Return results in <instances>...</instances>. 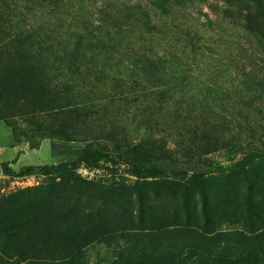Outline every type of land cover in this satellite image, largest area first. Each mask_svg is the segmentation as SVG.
Masks as SVG:
<instances>
[{"label": "rangeland", "instance_id": "obj_1", "mask_svg": "<svg viewBox=\"0 0 264 264\" xmlns=\"http://www.w3.org/2000/svg\"><path fill=\"white\" fill-rule=\"evenodd\" d=\"M134 4L149 8L157 26L152 38L156 51L175 61L165 65V77L156 85L145 82L140 71L127 64L135 28L118 35L116 29L111 31L117 23H128V9ZM101 23L111 36L106 29L100 30ZM32 26L59 37L52 49H31L38 58L34 67L42 75L31 77L28 67H20L21 87L41 90L49 79L57 85L60 97L67 93L66 85L69 91L62 98L66 107L61 114L34 113L30 103L15 100V80L6 84L0 79L5 94L0 107V162H8L13 171L72 162L71 157L52 155L50 139L43 140L39 149L31 147L37 135L63 125L74 131L72 136L77 139L70 144L75 148L92 142L86 141L90 132L91 137L99 138L95 144L112 148L103 138L110 139V132L118 136L120 130L135 141L160 138L170 150H177L180 143L200 144L191 141L188 128L219 136V148L203 157L212 172L198 181L170 175L138 178L111 154L95 165L82 163L77 174L91 184L80 189L78 196L69 191L61 195L65 188L58 185L60 179L44 172L12 177L0 167V204L28 189L31 192L23 197L52 194L48 184L54 180L57 192L52 197L61 195V201L56 200L62 203L56 210H65L70 204V211L90 231L98 232L82 250L85 264H117L131 255L137 257L140 248L146 250L149 245L150 234H160L162 249L173 246L178 250L184 241L165 237L163 232L175 231L186 220L202 224L204 209L211 217L213 234L226 235L246 224V200L252 209L264 213V50L222 15L220 2H196L164 16L153 8L152 0H58L50 5L43 0H0L1 29L17 32ZM94 31L106 36L110 56L99 54L101 46L78 41L79 36ZM2 51L0 75L8 69L18 70L16 62H11L14 49ZM63 51L72 56L60 59ZM140 83L150 89L147 98L137 92ZM163 90H169V96L161 103L157 96ZM23 104L25 109H19ZM233 144L242 148L231 151ZM242 168L246 174L240 177ZM227 239L221 237L219 242L223 245ZM219 242L199 244L200 248L197 244L190 252L200 260L196 264H208L211 248ZM11 252L0 234V264H9L11 257L16 260Z\"/></svg>", "mask_w": 264, "mask_h": 264}, {"label": "trees", "instance_id": "obj_2", "mask_svg": "<svg viewBox=\"0 0 264 264\" xmlns=\"http://www.w3.org/2000/svg\"><path fill=\"white\" fill-rule=\"evenodd\" d=\"M47 4H53L58 0H43ZM208 0H152L153 8L160 11L161 15H167L175 9H182L191 6L196 2H207ZM222 4V15L235 25L239 26L248 35L252 36L259 46L264 50V0H215ZM129 17L127 24L117 23V26L111 31L115 34L125 32L127 28L134 27V37L128 42L127 48H130L127 64L135 66L140 71V77L144 81L156 85L162 82L165 73L164 68L168 62H175L173 58L156 51L157 44H153L152 38L157 32V26L153 22L151 12L147 6L134 4L128 9ZM116 25V23H114ZM102 25V26H101ZM100 30L106 29L108 36L112 33L101 23ZM133 29V28H132ZM149 35V39L147 36ZM59 37L52 31L42 27H24L17 32H11L0 28V50L13 48V59L16 62V71L7 70L0 75V79L6 84L13 80L18 85L15 92L17 98L32 105L34 113L54 112L61 114L64 109L65 99L69 91L68 85L63 89L65 93L62 97L57 92L56 84L51 80H46L41 90L22 88L23 74H20V67H28V73L31 77L42 75V71L34 67L38 58L33 53L32 48L37 50L52 49L54 42ZM78 41L86 42L94 47L101 46L102 55H111L108 49V41L102 32H90L78 37ZM115 47V46H114ZM126 48V49H127ZM3 54V51L0 53ZM58 55L60 59H68L72 55L63 51ZM176 59L179 55L175 54ZM40 59V58H39ZM123 62L122 65H124ZM69 84V83H68ZM141 96L147 98L150 89L144 88L143 83L139 86ZM5 94L0 90V107L5 100ZM169 96V90H163L157 96V100L164 103ZM69 106H73L69 104ZM19 109H25L19 106ZM192 135L191 141H198L200 144L195 146L179 144L177 150H170L166 143L160 138H145L135 141L124 130H120L116 135L110 132V139L103 138L112 143V148L107 145H98L97 137L90 136L86 141H92L84 147L75 148L70 143L77 138L72 136L74 131L68 128L58 126L51 129L50 132H43L35 137L31 147L39 149L41 142L45 139L53 141L51 152L55 157L67 156L73 159L72 162L62 164L56 167H23L18 172L10 168L8 162H0L3 173L12 177H24L32 175L35 171L44 172L50 178L60 179L58 185L63 184L64 190L61 195L67 191L75 196L82 188L88 184L84 182L77 174V168L82 163L95 165L102 160L109 158V154L119 158L131 170L132 175L138 178H157L159 176H188L191 180H201L211 173L212 168L205 163L203 157L218 150L219 136L208 133L207 131H198L196 129H187ZM94 133V132H93ZM194 137V138H193ZM255 137V136H252ZM231 151H237L242 148L240 144H233ZM239 176L246 174L245 168L238 170ZM52 179V180H53ZM52 194H56L57 184L54 180L48 184ZM66 185V187H65ZM69 187V189H68ZM30 189L22 191L20 197L7 199L0 204V234L3 239L12 247V256L8 260L9 264H85L83 258V249L87 246L88 240L92 235L98 233L97 230H89L80 217L70 211V204L65 210L57 211L55 206L62 204L58 195L52 197V194H38V196H24L30 193ZM204 200V193L199 190ZM58 201H57V200ZM246 224L238 231L226 234L215 233L211 227V217L207 211H203V220L190 222L186 220L183 225L174 230H165V237L182 239L185 244L175 249L168 246L161 248L160 234L149 235V245L146 250L140 248L137 257L129 256L124 262L117 264H196L200 260L190 255V252L196 249V246H208L219 238L227 237V241L222 245L220 242L215 248H211V258L208 264H264V213L252 209L249 200H246L245 206ZM196 216V215H195ZM195 219V218H194ZM85 227L84 226V224ZM258 223L257 225H255ZM255 225V226H254ZM169 248V249H168ZM171 248L174 250L172 251ZM200 248V247H199ZM208 248V247H205ZM167 254L163 251L167 250ZM148 252L146 255L142 253Z\"/></svg>", "mask_w": 264, "mask_h": 264}]
</instances>
